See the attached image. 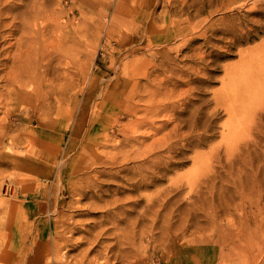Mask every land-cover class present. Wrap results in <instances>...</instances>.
Masks as SVG:
<instances>
[{
    "label": "rangeland",
    "instance_id": "rangeland-1",
    "mask_svg": "<svg viewBox=\"0 0 264 264\" xmlns=\"http://www.w3.org/2000/svg\"><path fill=\"white\" fill-rule=\"evenodd\" d=\"M1 1L38 58L0 78V264L264 262V0Z\"/></svg>",
    "mask_w": 264,
    "mask_h": 264
},
{
    "label": "bare ground",
    "instance_id": "bare-ground-1",
    "mask_svg": "<svg viewBox=\"0 0 264 264\" xmlns=\"http://www.w3.org/2000/svg\"><path fill=\"white\" fill-rule=\"evenodd\" d=\"M11 1V0H10ZM37 1V0H36ZM3 2V0L1 1V3ZM9 2V1H8ZM7 2V3H8ZM34 2H35V0H34ZM33 2V3H34ZM4 3H6V1L4 2ZM22 3V2H21ZM14 4V3H13ZM16 4V3H15ZM35 5H37L36 3H34ZM1 5V4H0ZM4 4H2V6H3ZM17 5V4H16ZM20 5V4H19ZM34 5V6H35ZM9 6V5H8ZM33 6V8H39V5L36 7H34ZM11 7V6H10ZM29 7V6H28ZM6 8H8V7H5V9ZM13 8V7H12ZM17 8V7H16ZM30 8V7H29ZM32 8V9H33ZM41 8V7H40ZM38 9V12H36L34 15L36 16L37 15V13L39 14V17H40V11H41V9ZM43 8V7H42ZM9 9V8H8ZM2 10V9H1ZM0 10V12H2ZM31 10V9H30ZM34 10H37V9H33V10H31V11H29L30 13L32 12V11H34ZM11 12V11H10ZM29 12H27L28 14H30ZM3 13V12H2ZM14 15H15V13L14 12H12ZM42 13H43V11H42ZM12 14V15H13ZM18 13H16V16H18L19 17V15H17ZM33 14V13H32ZM45 14V13H44ZM10 15V14H9ZM48 15V13H46L45 15H44V17L46 16V17H49V15ZM25 16V15H24ZM33 17V19L35 18H37V17ZM3 17V16H2ZM9 17V16H8ZM22 17H23V14H22ZM22 17H21V19H22ZM30 17H32V16H30ZM45 17V18H46ZM57 17L58 16H55L54 17V21H55V28L53 29L52 28V31L53 32H55V41L56 42H58V44H59V42L61 43V40H66L67 39V35L65 34V33H62L61 32V34H59L58 33V31H57V26H58V24H57ZM17 17H15V19H16ZM20 18V17H19ZM18 18V19H19ZM41 18V17H40ZM45 18H43L45 21H46V19ZM12 20H13V18H11ZM20 19V20H21ZM30 20V19H29ZM28 20V21H29ZM44 20H41L40 21V23H41V27H42V25L44 24ZM15 21H17V20H15ZM19 21V20H18ZM36 21V20H35ZM4 23V25H5V22L6 21H4V20H0V23ZM12 22V21H11ZM51 22V21H50ZM1 23V24H2ZM26 23H28V22H26ZM26 23H24L23 24V22H19L18 24L20 25L18 28H17V32L18 31H20V33L18 34V36H16V37H13L14 39V45L12 44V41L11 42H9V44L7 45V44H4L5 46H3L2 48V51H0V73H1V77L0 78H2V80H3V82H4V84L6 85V84H11L12 82H15L17 85V88H16V90H15V93H16V96H19V97H23V95L25 94L26 95V93H25V91H24V86H25V83H26V81L23 79L24 77H25V72L29 69V65L30 64H32V66H34V63H32V62H34V58L37 60V58H36V55H34L33 53L34 52H32V54L29 52V48L31 49L32 47H30L29 46V48H26L25 46H27V45H25V35L27 34V32H26V34L24 35V28H25V25H27ZM29 24V23H28ZM33 24H34V26H33ZM31 26L32 27H34L33 28V30L32 31H30V35H29V37H31V38H33L34 40H31L32 42H33V48L34 49H36V53L38 52V49H39V47H40V45L42 44L43 46H45V41H46V38L44 37V35H45V33H43V36H42V38H38V36L36 35V31L38 30V29H40L38 26H39V24L37 25L36 23H33ZM48 24H49V22H48ZM7 25V24H6ZM51 25H52V22H51ZM2 26H3V24H2ZM13 26V25H12ZM50 26V25H49ZM53 26V27H54ZM13 27H15V26H13ZM7 28H8V26H7ZM44 28H45V26H44ZM27 29V28H26ZM30 30V29H29ZM44 31V30H43ZM51 31V30H50ZM7 32V31H6ZM46 32V31H45ZM8 35H12V30L8 33ZM28 37V38H29ZM28 38H27V40H28ZM31 38H29V40L31 39ZM2 39H3V41L4 42H6L7 41V39L5 38V33H4V35H2ZM41 43V44H40ZM27 44V43H26ZM7 45V46H6ZM15 47V51H16V53H14V54H10V52L7 50V48H11V47ZM43 46H41V47H43ZM45 47H43L42 49H44ZM13 51V50H12ZM11 51V52H12ZM2 52H3V54H2ZM14 52V51H13ZM12 52V53H13ZM11 57H13V58H11ZM34 57V58H33ZM12 62H14L15 63V65L13 64H11ZM30 62V63H29ZM32 69V68H31ZM30 71V70H29ZM30 74V73H29ZM27 78V77H26ZM28 79V78H27ZM5 85H4V87H5ZM6 88V87H5ZM1 90V89H0ZM3 92V91H2ZM24 95V96H25ZM2 98V97H1ZM2 100V99H1ZM0 100V101H1ZM3 101V100H2ZM1 101V102H2ZM1 102H0V104H1ZM131 104V103H130ZM66 111V110H65ZM136 111V110H135ZM133 113V112H132ZM135 114V113H134ZM150 177V176H149ZM146 178H148V177H146L145 176V179ZM149 179V178H148ZM148 179H146V182H149L148 181ZM141 180V179H140ZM139 180V181H140ZM150 180V179H149ZM137 181V180H136ZM152 181V180H151ZM135 182V181H134ZM145 182V183H146ZM157 212V211H156ZM155 212V213H156ZM258 215H260V216H258ZM163 219H162V222L164 223V230H162L161 231V233L162 234H166V235H168V237H169V239H172V237H173V234L170 232V229H171V227H172V224L169 222V219L171 218V213H165L163 216ZM213 222H214V218L211 220H209V223H211L210 225H212L213 224ZM209 223H208V225H209ZM234 224H236V226H240V227H242L243 228V230L245 231V233H243L242 232V235L243 236H245V237H248V235H250L251 234V232L250 231H248L247 230V226H245V224L246 223H251L252 225H253V228H254V230H253V238L255 239V241H256V244H257V247L259 248V249H261L262 247H264V234H262V232H264V209H262V210H260L259 212H257V210H254L253 208H250V209H248L247 211H241V215L237 218V220L235 221V222H233ZM233 224V225H234ZM213 227H219V226H217V225H212ZM181 229V232H182V230L184 229V226H182V228H180ZM167 231H168V233H167ZM162 234H161V237H162ZM240 234V233H239ZM238 234V235H239ZM259 234H262L261 236L259 235ZM180 237V236H179ZM163 238V237H162ZM234 238H236V237H234ZM164 239V238H163ZM167 239V240H166ZM166 239H164V243L166 244L167 243V245H168V238H166ZM223 241V240H222ZM239 247H241V245L240 244H238V243H236ZM255 246V245H254ZM210 251H212V258L209 260V262L210 263H212L213 264V258H219V261H218V263L219 264H231V262H230V254L229 253H227V252H225V253H217L214 249H211ZM262 258H264V257H262ZM232 264H236V263H232ZM244 264H249V263H244ZM260 264H264V262H262V263H260Z\"/></svg>",
    "mask_w": 264,
    "mask_h": 264
}]
</instances>
